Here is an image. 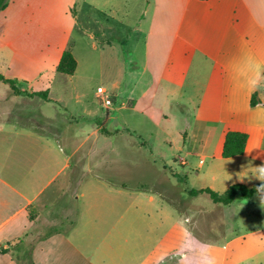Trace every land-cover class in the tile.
<instances>
[{
    "label": "crops",
    "instance_id": "obj_1",
    "mask_svg": "<svg viewBox=\"0 0 264 264\" xmlns=\"http://www.w3.org/2000/svg\"><path fill=\"white\" fill-rule=\"evenodd\" d=\"M147 1L148 6L154 5L142 62L148 80L138 92L140 79L130 71L131 85L125 96L107 92L110 106L97 92L106 115H100L87 101L84 111H71L67 97L0 96L3 105L10 103L0 111V264H155L134 253L136 227L140 231V226L150 224L151 212L146 206L155 201L154 195L87 168L88 155L110 150L128 154L135 147L134 142L113 147L112 139L135 134L127 125L98 126L100 119L110 121L109 109L137 113L147 123L154 116L168 118L174 108L183 117L192 116L185 128L165 131L164 141L180 150L207 127H220L219 154L228 131L246 132L245 153L228 159L242 164L245 162L237 159L248 157L251 166L255 161L264 164V86H248L256 69L264 73V0ZM79 2L87 0H10L0 11V72L16 85L28 87L21 90L15 85L19 91L31 88L45 70L56 72L69 47L79 69L72 42ZM148 12L147 7L144 15ZM134 59L122 61L121 66L139 67ZM119 87L115 82L114 90ZM256 92L260 103L251 107ZM36 99L62 105L68 117L59 110L33 109L30 105ZM85 99L77 97L76 101ZM142 136L143 146L157 139L150 128ZM212 140H204V148ZM237 182L248 184L242 179ZM71 204L75 207L73 219ZM51 211L58 217L54 225L71 221L70 229H58L28 245L37 221ZM256 226L254 223L246 233L227 241L226 249L240 240V252L229 264H264V228Z\"/></svg>",
    "mask_w": 264,
    "mask_h": 264
},
{
    "label": "rangeland",
    "instance_id": "obj_2",
    "mask_svg": "<svg viewBox=\"0 0 264 264\" xmlns=\"http://www.w3.org/2000/svg\"><path fill=\"white\" fill-rule=\"evenodd\" d=\"M153 6H148L147 0H87L85 4L77 3L78 25L72 30V42L75 44L73 49L79 60L75 76L66 77L57 69V73L45 70L38 80L33 81L31 88L18 93L9 84L0 81V96H37L33 93L41 91L46 92L47 96L60 99L67 97L71 111L77 108L84 111L87 101L94 105L100 115H106V109L96 99L98 87L104 88L108 93L116 91L118 96H125L128 85H131L130 71L134 70L136 79H140L138 92L142 83L148 80L142 62ZM147 7L149 12L144 15ZM127 13L128 17L125 19ZM132 56L139 67L137 64H134L136 68L133 69L130 64L127 69L122 67V61L126 62ZM123 72L126 74L123 75ZM115 82L120 83L116 90ZM16 86L21 90L28 88L24 84ZM75 97L86 99L84 102H77ZM36 100L38 101L30 105L33 109L44 112L59 110V114L69 115L62 105L58 107L55 103L47 104L40 99ZM9 105L10 103L3 105L0 102V111L6 110ZM109 110L110 121L100 119L98 126L113 129L127 125L135 134L112 139L113 147L126 145L128 142L129 145L134 142L135 147L132 152L129 149L128 154L125 152L121 155L118 150H110L104 154L88 155L86 164L88 170L92 168L91 173L110 176L113 181H125L132 186L144 184L147 186L145 191L154 195L155 201L146 206L151 212L150 224L140 226V231L136 227L135 255L149 257L155 264H229L234 259L232 256L240 252V240L232 241L226 249L227 241L233 240L234 236L243 235L254 223L264 228V203H261L264 192L256 193L251 199H244L238 194L231 205H222L214 203L207 194L191 196L190 191L211 188L224 193L234 184H243L237 182L240 177H244L242 180L248 183L244 185L252 186L261 182L252 175L253 167L264 164L255 161V165L251 166L252 160L248 157L237 159L245 162L242 164L222 158L217 144L220 127H207L196 133L197 137L190 138L181 150L177 145L171 148L164 141L165 131L183 129L193 119L192 116H181L177 108L172 110L173 114L168 115V118L161 120L154 116L153 122L149 123L143 122L137 113L126 110L116 113L113 109ZM156 125L161 128L157 129ZM145 128L156 132L157 139L143 146V139L139 136L143 137ZM212 129L214 131L211 133ZM210 138H213L210 146L204 148L203 141ZM255 139L256 137L252 138V144L256 143ZM89 145L90 143L83 150L85 155ZM116 159L119 160L117 163ZM183 161L185 164H182ZM200 161L203 163L199 164ZM76 187V183L73 184L72 191ZM69 207L73 219L75 207L72 204ZM258 211L262 212V216H257ZM54 213L55 211L48 212L37 221L30 232L32 238L28 245L58 229H70L71 221H65L60 226L59 222L54 225L53 220L58 218ZM185 217H190L191 223L187 224ZM186 227L192 233L191 237L187 236ZM188 241L197 250L195 255L191 252L186 254ZM181 256L185 258L182 260Z\"/></svg>",
    "mask_w": 264,
    "mask_h": 264
},
{
    "label": "trees",
    "instance_id": "obj_3",
    "mask_svg": "<svg viewBox=\"0 0 264 264\" xmlns=\"http://www.w3.org/2000/svg\"><path fill=\"white\" fill-rule=\"evenodd\" d=\"M9 2L10 0H0V11L6 9ZM76 69L77 61L73 55L72 48L69 47L63 52L61 60L57 66V71L66 76H73L76 72ZM0 81L9 84L15 93L20 92L15 86V80L8 79L4 75L0 74ZM33 95L47 98L46 92H34ZM259 103L260 101L258 99V93L256 92L251 96L250 105L251 107H256L259 105ZM248 140L249 135L247 133L240 131H228L223 144L221 154L222 158L228 159L236 156H242L246 151ZM262 185H264V181L256 183L251 187L244 184H234L230 186L229 189L224 193L217 192L211 188H203L200 190H191L190 195L197 196L199 194H207L214 203L229 205L234 202L238 194H240L244 199L252 198L256 193L260 192L258 191V188H260ZM123 187L129 188L130 186L124 185ZM133 188L142 191L147 190V186L144 184L134 185ZM29 213L30 219L34 220L35 212H33V210L30 208Z\"/></svg>",
    "mask_w": 264,
    "mask_h": 264
},
{
    "label": "clouds",
    "instance_id": "obj_4",
    "mask_svg": "<svg viewBox=\"0 0 264 264\" xmlns=\"http://www.w3.org/2000/svg\"><path fill=\"white\" fill-rule=\"evenodd\" d=\"M248 86L252 89H256L258 87L264 86V73H261L259 69H256L255 74L248 78ZM252 175L256 179H259L260 181H264V165L253 168ZM243 178L240 177V179H243ZM258 191L264 192V185L258 188ZM261 203H264V195L261 196ZM184 219L187 220V224L191 223L190 217H185ZM187 224L185 225L187 226ZM185 229L187 230V236L191 237L192 233L187 229V227ZM188 252H191L194 255L197 253V250L191 244V241H188L186 243V254ZM184 258H185L184 256L180 257V259L182 260Z\"/></svg>",
    "mask_w": 264,
    "mask_h": 264
},
{
    "label": "built area",
    "instance_id": "obj_5",
    "mask_svg": "<svg viewBox=\"0 0 264 264\" xmlns=\"http://www.w3.org/2000/svg\"><path fill=\"white\" fill-rule=\"evenodd\" d=\"M97 92H98V95L103 99L104 104L106 106H110L112 104L111 97L104 88L99 87L97 89Z\"/></svg>",
    "mask_w": 264,
    "mask_h": 264
}]
</instances>
